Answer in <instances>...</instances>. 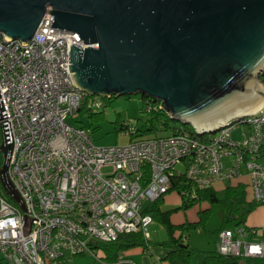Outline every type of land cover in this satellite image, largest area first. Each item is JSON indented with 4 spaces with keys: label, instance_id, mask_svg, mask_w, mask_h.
Masks as SVG:
<instances>
[{
    "label": "built area",
    "instance_id": "obj_1",
    "mask_svg": "<svg viewBox=\"0 0 264 264\" xmlns=\"http://www.w3.org/2000/svg\"><path fill=\"white\" fill-rule=\"evenodd\" d=\"M51 10L48 7L26 45L0 31V93L14 139L9 176L28 208L12 199L0 177L3 261L74 264L76 256L91 255L108 262L100 244L139 231L149 239L154 219L147 206L165 196L175 182L182 196L199 198L201 191L218 182L248 176L252 200L264 204V165L259 161L264 105L215 132L172 127L126 144H97L90 126L68 121L89 96L84 108L103 107L102 96L77 86L70 71L71 43L85 45L79 33L51 26ZM239 124L247 127L236 139ZM122 131L140 134L138 125L130 123ZM24 214L32 217L26 235ZM255 235L245 224L226 228L219 233L216 250L264 259V236ZM109 263L135 264L124 253Z\"/></svg>",
    "mask_w": 264,
    "mask_h": 264
},
{
    "label": "water",
    "instance_id": "obj_2",
    "mask_svg": "<svg viewBox=\"0 0 264 264\" xmlns=\"http://www.w3.org/2000/svg\"><path fill=\"white\" fill-rule=\"evenodd\" d=\"M51 7V26L79 33L73 81L102 97L145 94L170 118L215 132L264 100V0H0V31L26 45ZM4 189L14 139L0 93ZM24 234L31 216L24 214Z\"/></svg>",
    "mask_w": 264,
    "mask_h": 264
},
{
    "label": "trees",
    "instance_id": "obj_3",
    "mask_svg": "<svg viewBox=\"0 0 264 264\" xmlns=\"http://www.w3.org/2000/svg\"><path fill=\"white\" fill-rule=\"evenodd\" d=\"M115 96L116 95H112L111 97H104L105 102H109ZM89 101L90 96L87 97L82 107L80 108V111L85 106H87ZM142 102L143 106H146L145 109L152 114L148 121L144 122L142 127L138 125L139 131H141V133L144 135L151 134L153 136L158 134V132L162 129L167 130L169 128V123L167 120L164 122L163 128H159L158 126L161 115L166 114L163 109L160 108V101L143 94ZM104 105L105 103L103 102V106ZM148 105L153 106V108L151 110H148ZM93 114H95V112ZM176 128H188L192 131L194 130V128L188 124H183ZM3 163L4 156L0 152V168L2 167ZM178 187L179 186H177V182H175V186H173L172 189ZM248 187L250 186L247 182L243 184L239 183L237 185H228L223 190V195L221 197L214 185L211 188H207L201 191L199 198H185L183 196L184 200L181 207L185 209L193 206L201 200L208 201V203L211 204V206H208L206 207V209H202L200 211L201 219L195 222L187 221L181 224L173 223L171 221L170 215L174 209L163 208L162 202L164 200V196L150 203L147 206L146 212L152 214L154 220L162 222L169 232V237L167 239L156 243L157 245L169 249L166 258L172 264H191L192 262H196V264H264V259L261 258L226 256L220 254L216 249L202 250L193 247L187 241V233L192 229L200 228L202 230H205L206 223L212 215V207L213 205L218 203L223 206L225 210V216L221 227L214 231L217 237L219 236V233L226 228H234L238 225L244 224L246 225L249 214L259 205V203L250 199ZM172 189L170 191H172ZM178 191L181 192L179 188ZM176 231H180L179 236L174 235ZM151 245L152 244L150 238L147 239L144 236V233L139 231L122 233L116 240L112 242L101 243L100 247L103 252L104 260L111 262L117 260L121 253H125L132 248L142 247L144 250H148Z\"/></svg>",
    "mask_w": 264,
    "mask_h": 264
},
{
    "label": "rangeland",
    "instance_id": "obj_4",
    "mask_svg": "<svg viewBox=\"0 0 264 264\" xmlns=\"http://www.w3.org/2000/svg\"><path fill=\"white\" fill-rule=\"evenodd\" d=\"M260 79L264 82V74L260 75ZM142 94H124L113 97L109 102H105L104 97L102 101L105 103L103 107L98 108L95 106L92 110L87 107L77 112L75 115L70 116L68 121L72 124H86L92 128V136L94 141L100 145H112V144H126L136 137H148L151 134H142L139 131V136L126 135L122 131V125L130 123L133 125L143 126L145 121L151 117V112L147 111L142 104ZM95 112V114H93ZM168 121L169 128L167 130H161L169 132L172 127H178L183 125L182 122L170 118L168 114L161 115V119L158 123L159 128L164 125L165 121ZM247 127L245 124H239L234 130L233 137L240 138L241 131ZM261 164L264 165V153L259 158ZM2 191V189H1ZM174 193V194H172ZM222 197V191L219 193ZM166 200L162 202L163 208L174 209L171 212L173 221L175 223H185L199 221L201 219V210L211 206L208 201H198L193 206L185 209L181 205L183 203L182 194L173 189L169 191L165 197ZM165 199V198H164ZM177 208V209H176ZM225 216V210L221 204H215L212 207V215L206 223L205 230L200 228L192 229L188 232L187 241L191 246L196 248L214 249V231L221 227ZM150 240L152 246H155L157 242L162 241L169 237L168 229L165 225L158 221L153 220L149 226ZM91 256V255H90ZM0 264H10L2 260L0 256Z\"/></svg>",
    "mask_w": 264,
    "mask_h": 264
},
{
    "label": "crops",
    "instance_id": "obj_5",
    "mask_svg": "<svg viewBox=\"0 0 264 264\" xmlns=\"http://www.w3.org/2000/svg\"><path fill=\"white\" fill-rule=\"evenodd\" d=\"M142 100V99H141ZM143 104V102H142ZM249 183L248 176H244L242 178H235L231 182H218L215 185L216 190L220 193L228 186V185H237L239 183ZM249 197L252 200V193L250 187H248ZM174 194V193H172ZM164 201L167 197L164 196ZM171 221H173L172 216H170ZM181 224V223H177ZM246 225L249 227H252L256 235L255 237L264 236V204H259L250 214L247 219ZM180 231H176L174 234L175 236H179ZM187 238V237H186ZM214 249H216V243L218 240V237L214 236ZM167 239V238H166ZM165 240V239H164ZM202 250H210L207 248H199ZM213 249V250H214ZM169 252L168 248H165L160 245L150 246L148 250H144L142 247H135L128 251H126L124 254L131 258L135 264H172L167 258V254ZM74 264H110L109 262H105L102 260H99L95 258L94 256L90 255H79L74 258ZM134 264V263H133ZM191 264H196V262H192Z\"/></svg>",
    "mask_w": 264,
    "mask_h": 264
},
{
    "label": "bare ground",
    "instance_id": "obj_6",
    "mask_svg": "<svg viewBox=\"0 0 264 264\" xmlns=\"http://www.w3.org/2000/svg\"><path fill=\"white\" fill-rule=\"evenodd\" d=\"M263 105H264V100H263L259 105H257L255 108H253L252 110H250V111H248V112H254V111H257V110H259Z\"/></svg>",
    "mask_w": 264,
    "mask_h": 264
}]
</instances>
